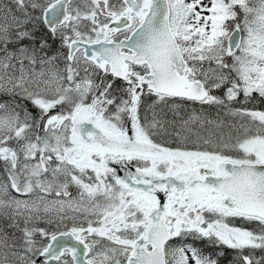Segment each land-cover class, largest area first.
Wrapping results in <instances>:
<instances>
[{"label":"snow or ice","instance_id":"snow-or-ice-1","mask_svg":"<svg viewBox=\"0 0 264 264\" xmlns=\"http://www.w3.org/2000/svg\"><path fill=\"white\" fill-rule=\"evenodd\" d=\"M0 264H264V0H0Z\"/></svg>","mask_w":264,"mask_h":264}]
</instances>
